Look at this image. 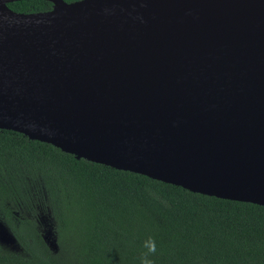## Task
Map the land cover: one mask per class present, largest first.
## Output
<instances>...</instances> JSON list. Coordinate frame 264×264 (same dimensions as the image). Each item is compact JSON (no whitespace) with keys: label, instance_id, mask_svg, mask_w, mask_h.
Wrapping results in <instances>:
<instances>
[{"label":"water","instance_id":"1","mask_svg":"<svg viewBox=\"0 0 264 264\" xmlns=\"http://www.w3.org/2000/svg\"><path fill=\"white\" fill-rule=\"evenodd\" d=\"M0 0V129L264 206V0ZM47 235V234H46Z\"/></svg>","mask_w":264,"mask_h":264},{"label":"trees","instance_id":"2","mask_svg":"<svg viewBox=\"0 0 264 264\" xmlns=\"http://www.w3.org/2000/svg\"><path fill=\"white\" fill-rule=\"evenodd\" d=\"M7 5L25 13L52 7ZM0 219L14 238L11 247L0 244V264H139L149 237L154 264H264L263 205L76 159L7 129H0Z\"/></svg>","mask_w":264,"mask_h":264},{"label":"clouds","instance_id":"3","mask_svg":"<svg viewBox=\"0 0 264 264\" xmlns=\"http://www.w3.org/2000/svg\"><path fill=\"white\" fill-rule=\"evenodd\" d=\"M143 248L146 251L142 252L139 256V264H154V260L151 256H154L157 252L156 241L153 237H149L143 243Z\"/></svg>","mask_w":264,"mask_h":264},{"label":"rangeland","instance_id":"4","mask_svg":"<svg viewBox=\"0 0 264 264\" xmlns=\"http://www.w3.org/2000/svg\"><path fill=\"white\" fill-rule=\"evenodd\" d=\"M49 223H45V232L47 237L50 239L52 236V229L48 225ZM0 244L3 246L11 247L14 245V238L5 226V224L0 219Z\"/></svg>","mask_w":264,"mask_h":264},{"label":"bare ground","instance_id":"5","mask_svg":"<svg viewBox=\"0 0 264 264\" xmlns=\"http://www.w3.org/2000/svg\"><path fill=\"white\" fill-rule=\"evenodd\" d=\"M249 156H253L250 159H254V156L259 157L257 161L252 160V168L258 169L260 172L264 171V151L261 149L253 150Z\"/></svg>","mask_w":264,"mask_h":264}]
</instances>
